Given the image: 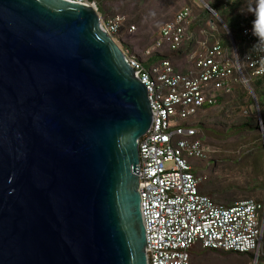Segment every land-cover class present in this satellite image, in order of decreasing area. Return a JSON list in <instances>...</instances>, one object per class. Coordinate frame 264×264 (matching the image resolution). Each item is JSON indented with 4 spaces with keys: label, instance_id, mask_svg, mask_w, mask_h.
<instances>
[{
    "label": "water",
    "instance_id": "95a60500",
    "mask_svg": "<svg viewBox=\"0 0 264 264\" xmlns=\"http://www.w3.org/2000/svg\"><path fill=\"white\" fill-rule=\"evenodd\" d=\"M127 59L92 6L0 0V264H148Z\"/></svg>",
    "mask_w": 264,
    "mask_h": 264
},
{
    "label": "built area",
    "instance_id": "2783aa9c",
    "mask_svg": "<svg viewBox=\"0 0 264 264\" xmlns=\"http://www.w3.org/2000/svg\"><path fill=\"white\" fill-rule=\"evenodd\" d=\"M69 1L98 9L92 0ZM254 6L258 17L243 30L241 59L230 34L231 48L219 40L211 43L204 30L203 39H198L190 29L194 17L189 6L163 24L143 52L146 58L183 50L188 64L184 72H178L168 58L149 64L126 55L148 91L153 113L150 129L138 140L137 166L148 264H192L190 251L195 246L251 253L252 264L264 256V201L247 199L226 207L201 193L199 186L208 177L196 176L193 163L205 158V146L196 128L179 122L215 104L235 85L242 84L253 94L250 79L264 76V37L258 34L264 26V0H254ZM124 22V16L116 15L104 20L102 27L115 40ZM209 27L216 30L213 22ZM134 30L130 26L129 32Z\"/></svg>",
    "mask_w": 264,
    "mask_h": 264
},
{
    "label": "rangeland",
    "instance_id": "374dc122",
    "mask_svg": "<svg viewBox=\"0 0 264 264\" xmlns=\"http://www.w3.org/2000/svg\"><path fill=\"white\" fill-rule=\"evenodd\" d=\"M202 1V2H201ZM109 0L105 2L108 8L107 14L121 15L125 17L122 27V42L114 38L126 55L144 60V48L152 43L158 35L160 27L172 20L174 14L186 7L189 2L197 3L204 7L211 0ZM98 8V7H97ZM101 21L103 15L98 12ZM195 18V17H194ZM135 30L129 32L130 26ZM129 45L125 48L124 44ZM181 59L177 61L179 68L188 67ZM232 106V105H230ZM231 108V107H230ZM226 115L235 111L231 108ZM214 110L196 114L193 117L181 119L180 123L191 125L199 123L200 118H206L211 122H217L218 116ZM172 125L177 122L172 121ZM262 144V147H258ZM205 158L196 159L195 168L200 175H206L208 180L202 184V190L218 201L220 204L229 205L238 200L261 199L264 189L255 188L264 181V132L243 133L229 140L207 138L205 140ZM245 156V157H244ZM244 157V158H243ZM233 158L239 159L236 165ZM213 162H212V161ZM195 161V160H194ZM216 166V167H215ZM214 167V169H213ZM217 193L210 194L211 189ZM196 247V246H195ZM193 247L190 253L195 248ZM250 264L251 258L240 255H226L220 252H195L192 253V261L198 264ZM200 263V264H201Z\"/></svg>",
    "mask_w": 264,
    "mask_h": 264
},
{
    "label": "trees",
    "instance_id": "16d2710c",
    "mask_svg": "<svg viewBox=\"0 0 264 264\" xmlns=\"http://www.w3.org/2000/svg\"><path fill=\"white\" fill-rule=\"evenodd\" d=\"M92 1L97 4L98 12L103 15L102 18L104 20L116 16L107 14L108 8L105 6V2L109 0ZM206 5L209 6V8H211L215 12L217 17L213 16L212 13L206 8V6H200L195 2H189L188 5H185L189 6L192 9L193 17H195L190 26V29L197 35L198 39H203V35L201 32L202 30H204L207 32L211 43H213L215 40H219L224 46L228 48H231V42L229 37L230 34L232 39H234L238 56L241 59L245 51L243 30L251 27L255 19L258 17L254 6V0H211ZM210 22H213L216 25L215 31L210 30ZM121 34L118 36V38L122 42L123 38ZM258 34L259 36L264 37V26L261 30L258 31ZM149 45H146L144 50ZM124 47L128 49L129 45L124 44ZM186 56L187 54H185L183 50H176L172 52H156L152 56L144 58V60L140 58H138V60L151 64L159 59L168 58L172 60L173 65L178 72H184L187 66L179 68V66L177 65V61L183 59V62L186 63ZM249 83L250 87L252 88L253 94L244 85H235L231 92H222L218 96V100L215 104L203 106L201 111L198 113L200 115L205 111L214 110V112H216L215 115L219 118L217 122H211L206 118H200L201 120L199 123L189 125L198 130V136L202 140L204 146L205 140H207V138H215L218 140L225 141L239 136L243 133H258L260 131L264 132V76L252 78L250 79ZM230 107L235 108V111L226 115V111L229 110ZM243 111H245L244 114H242ZM262 146V144L258 145V147ZM233 161L236 165L239 163V159L233 158ZM194 162L196 163L201 161L195 160ZM193 172L196 176H200L198 169H194ZM205 182H202L200 184L199 191L203 194L210 196L211 199H213L216 203L220 204L213 198V196L209 195L207 192L202 190L201 186ZM255 188L264 189V181L261 182L259 185L255 186ZM209 192L212 195L213 193H217L216 190H214L213 188ZM253 200L257 202H263L264 195L261 199ZM239 201L242 200L235 201L234 203H230L229 205H220L229 207ZM199 251L220 252L226 255L236 254L240 256H248L251 258L250 262H253L254 259V255L251 253H234L195 247L190 253V260L192 264H194L192 261V253ZM197 263L200 264L201 260L197 261ZM258 264H264V256H260Z\"/></svg>",
    "mask_w": 264,
    "mask_h": 264
}]
</instances>
